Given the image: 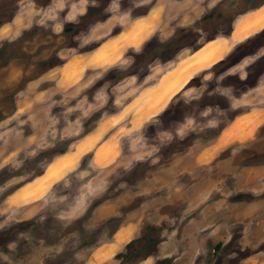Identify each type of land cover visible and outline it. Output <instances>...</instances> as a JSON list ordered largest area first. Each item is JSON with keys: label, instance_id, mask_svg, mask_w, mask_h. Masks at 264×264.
<instances>
[{"label": "rangeland", "instance_id": "1", "mask_svg": "<svg viewBox=\"0 0 264 264\" xmlns=\"http://www.w3.org/2000/svg\"><path fill=\"white\" fill-rule=\"evenodd\" d=\"M263 28L264 0H0V264H264ZM214 41L163 108L148 95Z\"/></svg>", "mask_w": 264, "mask_h": 264}, {"label": "crops", "instance_id": "2", "mask_svg": "<svg viewBox=\"0 0 264 264\" xmlns=\"http://www.w3.org/2000/svg\"><path fill=\"white\" fill-rule=\"evenodd\" d=\"M219 44L220 43L216 41L211 42L207 44L206 46H204L203 48H201L199 51H197L190 57L191 59L200 61L199 65L201 66V68L199 70L197 66H195L193 67V69H188L184 71L182 70V66L179 64L173 67L167 73H165L159 79V81L147 91L148 95L152 96V94H154L153 96H155L157 99L156 102H159L161 104V107L162 106L164 107L165 104L168 101H170L171 97L176 95L179 91H181L188 84L189 80L194 75H196L195 73H199L201 71L208 69L211 64L220 60V57L224 56L223 48H221V50L215 51L218 48L216 46H218ZM211 47H213V49ZM208 50L210 51V53L211 52L213 53L214 51L215 52L213 54L212 53L209 54ZM204 58H206L207 61L204 60ZM227 131H229V134L233 132L232 129L229 130V128ZM233 133H235V131ZM86 145H87V149H86V152H87L91 148V146L88 145L87 141L84 140L80 144V146H86ZM79 152H81V150L78 151L77 153L76 152L71 153L69 158L68 157L64 159L58 158L56 161H54L48 167V169L44 172L43 176H40L37 179H35L33 182L24 185L17 192H15L13 195L9 197V200L7 202L9 204V207L11 208L24 207L44 197H47L50 193L53 192L55 184L58 183L61 179H63L68 173H70V170L74 166H69V165L72 164V162H74V159L76 161L79 157H81L79 156L81 155L79 154ZM97 154L99 153L95 152L93 156V159L95 160L96 163L99 160V157ZM74 155L75 157H73ZM56 169L58 170V172L56 175H54V173L57 171ZM128 228L129 226L121 227L120 229H118L113 236V241L111 243H108L105 247L98 249L94 254L97 255L99 253L98 256H102L101 258L107 259L109 257L108 252L111 251V249L113 252L114 250L118 248L119 245H123L125 243V241L129 237L127 234Z\"/></svg>", "mask_w": 264, "mask_h": 264}, {"label": "bare ground", "instance_id": "3", "mask_svg": "<svg viewBox=\"0 0 264 264\" xmlns=\"http://www.w3.org/2000/svg\"><path fill=\"white\" fill-rule=\"evenodd\" d=\"M243 26H244V24H243ZM255 27H256V26H255ZM240 29H242V28H240ZM250 29H251V28H250ZM263 29H264V28H263ZM243 30H245V29L243 28ZM243 30H240V32L243 31ZM216 47H217V46H216ZM216 47H215V49H216ZM211 48L213 49V47H211ZM211 48H210V49H211ZM212 49H211V50H212ZM218 49H219V48H217V50H218ZM217 50H216V51H217ZM208 51H209V50H208ZM214 52H215V51H214ZM214 52H213V53H214ZM211 53H212V52H211ZM211 53H210V51H209V54H211ZM213 53H212V54H213ZM196 56H198V55H196ZM208 56H209V55H208ZM208 56H207V57H208ZM200 58H201V57H200ZM209 58H210V57H209ZM191 60H192V59H191ZM193 60H194V59H193ZM204 60L207 61L206 58H204ZM208 60H210V59H208ZM202 61H203V60H202ZM199 62H200V61H199ZM200 64H201V63H200ZM188 65H189V64H188ZM190 65H191V64H190ZM212 65H213V64H212ZM194 66H195V65H194ZM187 67H188V66H187ZM198 67L200 68L201 66H198ZM199 68H198V70H199ZM192 69H193V68H192ZM194 69H195V68H194ZM196 70H197V68H196ZM194 72H195V70H194ZM190 80H191V79H190ZM180 85H181V84H180ZM178 87H179V86H178ZM181 87H182V86H181ZM81 149H82V148H81ZM85 151H86V150H85ZM76 153H77V152H76ZM81 154H82V153H81ZM67 156H68V155H67ZM73 157H75V155H74ZM54 175H56V173H54Z\"/></svg>", "mask_w": 264, "mask_h": 264}, {"label": "trees", "instance_id": "4", "mask_svg": "<svg viewBox=\"0 0 264 264\" xmlns=\"http://www.w3.org/2000/svg\"><path fill=\"white\" fill-rule=\"evenodd\" d=\"M194 81H196V79L193 80V81H191L190 83H192V82H194ZM190 83H189V84H190ZM130 260H131V259H129V258H128V259H125V260L122 262V264H124V263H129Z\"/></svg>", "mask_w": 264, "mask_h": 264}]
</instances>
